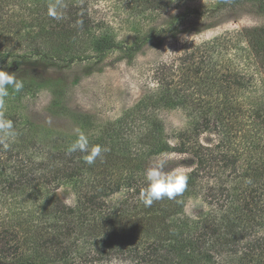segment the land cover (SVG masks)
Listing matches in <instances>:
<instances>
[{"label": "trees", "instance_id": "trees-1", "mask_svg": "<svg viewBox=\"0 0 264 264\" xmlns=\"http://www.w3.org/2000/svg\"><path fill=\"white\" fill-rule=\"evenodd\" d=\"M120 1L132 20L134 37L128 46L111 30L97 29L87 9L76 8L72 0H64L67 7L59 20L48 15L53 0H31L19 26L12 20L0 26L3 38L16 30L14 41L25 45L21 54L0 48L2 69L15 71L37 60L69 66L114 51L133 55L146 43L159 47L181 33L184 14L158 27L143 25L179 0ZM209 1V11L219 15L249 1L264 14V0ZM23 70L17 75L23 89H9L3 109L17 137L7 150L0 146V259L8 264H92L126 254L130 264H264V28L225 33L159 65L152 88L88 137L89 148L99 144L108 149L92 165L85 163L86 153L67 152L76 135L53 141L38 133V126L20 122L15 101L46 87L55 107L66 88L59 79ZM170 109L183 110L190 121V127L171 136L158 116ZM206 131L219 137L213 146L199 140ZM14 151L34 157L14 160ZM171 154L186 157L187 189L175 200L145 206L139 193L146 187L148 160ZM202 172H213L207 198L213 194L216 204L188 218L184 200L203 189ZM64 187L72 193V205L59 198ZM116 200L109 210L107 203Z\"/></svg>", "mask_w": 264, "mask_h": 264}, {"label": "rangeland", "instance_id": "rangeland-1", "mask_svg": "<svg viewBox=\"0 0 264 264\" xmlns=\"http://www.w3.org/2000/svg\"><path fill=\"white\" fill-rule=\"evenodd\" d=\"M72 2L76 4V8L87 9L90 20L94 26H98L97 29L111 30L116 40L125 46L132 42L134 37L132 20L124 11L120 0H72ZM25 6L30 9L31 0H0V26L3 22L7 23L11 20L16 25L19 17L26 18L29 10L25 11ZM209 9V0H179L170 11L160 16H153L149 23L144 21V26L158 27L174 16L182 14L187 16L183 27L179 30L181 32L179 35L165 39L159 47L146 43L133 55L114 51L101 59H88L69 66L62 64L51 66L39 60L27 63L23 68L35 71L36 76L44 75L59 79L64 82L66 88L63 89L64 93L60 101L55 103V107L51 105L53 98L51 91L42 87L30 91L21 100L15 101L12 105L15 109L13 112L20 118L21 123L27 121L38 126L40 128L38 133L51 135L53 141L59 142V138L68 140L70 136L75 135L74 129L81 126L88 137L93 136L104 123L112 122L120 117L152 88V77L159 65L177 60L184 51L223 36L225 33H233L244 28H264V14L257 11L254 3L250 1L235 10H226L221 15L212 13ZM22 26L27 27L28 24L24 23ZM15 31L9 32L5 38L0 35V48L4 50L8 48L15 54H21L24 52L25 45L22 44L23 47H20L21 45L14 41L16 40L13 35V33L16 34ZM2 68L3 65H0V69ZM20 68L18 67L15 71L6 69V71L21 75L25 71L21 66ZM25 75L24 73L21 77ZM158 116L169 136L190 127L186 112L181 109L160 110ZM218 138L215 133H209V131L199 133V140L203 145L213 146ZM31 156L34 157L33 155L24 156L19 151L10 154L14 160L24 161ZM184 158L186 157L175 154L150 158L147 167L157 160H164L166 161L164 170L179 169L187 174L189 168L184 162L182 163ZM212 174L213 172L199 173L200 177L204 176V186L202 190L198 187L194 191H198L197 193L192 191L186 196L183 207L186 217L193 218L199 212L209 210L210 202H213V205L216 204V201L211 200L213 194L212 197L207 198L210 192L208 188L214 186L210 178ZM58 195L64 204H73V196L68 188L60 189ZM217 198L223 197L218 194ZM25 202L29 206L30 201L27 198ZM107 204L109 210L115 209L117 200ZM21 208L23 209V206ZM0 264L8 263L0 259ZM92 264L130 263L125 254L108 256Z\"/></svg>", "mask_w": 264, "mask_h": 264}, {"label": "clouds", "instance_id": "clouds-1", "mask_svg": "<svg viewBox=\"0 0 264 264\" xmlns=\"http://www.w3.org/2000/svg\"><path fill=\"white\" fill-rule=\"evenodd\" d=\"M66 7L64 0H53L48 6V15L57 20L62 19L63 10ZM23 87V81L16 73L0 69V146L4 150H7L17 137L14 122L5 116L3 111L5 98L10 95L9 89L12 92H19ZM74 133L76 139L69 144L67 152L69 154L77 151L86 153L83 159L88 165L94 164L97 158H102V153L108 151L106 147L99 144L89 148L88 136L79 127L74 129ZM165 163L164 160H157L144 172L146 187L141 189L139 197L145 206H151L154 202L165 198L175 200L187 189L188 175L179 169L165 171Z\"/></svg>", "mask_w": 264, "mask_h": 264}]
</instances>
